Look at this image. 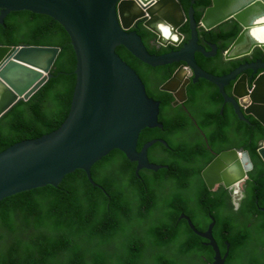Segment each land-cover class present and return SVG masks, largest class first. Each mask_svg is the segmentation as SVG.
<instances>
[{
  "label": "trees",
  "instance_id": "trees-1",
  "mask_svg": "<svg viewBox=\"0 0 264 264\" xmlns=\"http://www.w3.org/2000/svg\"><path fill=\"white\" fill-rule=\"evenodd\" d=\"M192 1L180 0L186 13L194 8L199 44L207 51L211 44L218 48L212 57L196 53L204 70L222 76L243 63L264 60L260 49L226 60L224 53L242 27L230 19L205 30L200 21L211 0ZM132 30L154 55L179 50L191 35L188 21L180 29L184 41L178 47L158 45L157 36L142 22ZM22 45L60 51L52 78L0 120V153L59 129L75 88V53L58 22L26 10L11 12L0 24V46ZM115 51L139 74L149 97L160 102L163 127L144 129L138 152L158 141L148 157L162 167L137 171L136 162L114 150L90 169L99 187L84 171L75 170L55 187L45 185L1 200L0 264H213V248L182 214L200 232L215 220L214 238L222 255L228 252L225 264H264V161L258 154L264 126L252 116L250 122L241 120L218 87L205 79L192 81L188 99L175 106L174 95L161 86L183 63L152 67L122 46ZM232 86L225 88L228 94ZM234 148L248 151L254 163L242 184L238 208L232 190L222 185L209 190L201 174L214 157Z\"/></svg>",
  "mask_w": 264,
  "mask_h": 264
},
{
  "label": "water",
  "instance_id": "water-1",
  "mask_svg": "<svg viewBox=\"0 0 264 264\" xmlns=\"http://www.w3.org/2000/svg\"><path fill=\"white\" fill-rule=\"evenodd\" d=\"M23 10L49 16L66 30L76 57V83L68 116L59 129L0 153V201L45 185L55 187L75 170L84 171L99 187L90 169L114 150L136 162L137 171L162 167L148 157L158 141L145 144L138 152L144 129L163 127L158 121L160 102L149 97L139 74L116 53L118 46L152 67L183 63L161 86L174 95L175 106L188 99L187 86L192 81L205 79L218 87L224 103L231 104L241 120L248 122L250 115L264 126V60L243 63L222 76L204 70L196 53L212 57L218 48L211 44L207 51L199 44L193 6L186 13L180 0H0V24L11 12ZM230 19L242 30L225 51V59L249 56L256 49L264 53V0H211L200 26L211 30ZM187 21L189 41L163 55L151 54L142 37L132 30L142 22L157 36L158 45L178 47L184 41L180 29ZM59 51L53 46H0V120L52 78ZM232 83L228 94L225 88ZM258 154L264 161V143ZM253 166L248 151L234 148L214 157L201 174L209 190L222 185L243 197L239 185ZM181 218L208 240L215 252L213 264H225L228 252L223 256L214 238L215 220L200 232L186 215Z\"/></svg>",
  "mask_w": 264,
  "mask_h": 264
},
{
  "label": "clouds",
  "instance_id": "clouds-1",
  "mask_svg": "<svg viewBox=\"0 0 264 264\" xmlns=\"http://www.w3.org/2000/svg\"><path fill=\"white\" fill-rule=\"evenodd\" d=\"M248 116H250V115H248ZM248 116H247V117H248ZM263 143H264V141L261 143V145H262ZM260 147H261V146H260ZM242 184H243V182L239 185L240 188H241V191H243V190H242ZM232 191H233V193H234V194H233V197H234V203H235V205H236V201L240 202V200H241L243 197H239V198H238V196L241 195V194L238 193L235 189H233ZM243 193H244V192H243ZM236 195H237V196H236Z\"/></svg>",
  "mask_w": 264,
  "mask_h": 264
},
{
  "label": "bare ground",
  "instance_id": "bare-ground-1",
  "mask_svg": "<svg viewBox=\"0 0 264 264\" xmlns=\"http://www.w3.org/2000/svg\"><path fill=\"white\" fill-rule=\"evenodd\" d=\"M164 32H165L166 35H169V32H168L167 29H164Z\"/></svg>",
  "mask_w": 264,
  "mask_h": 264
},
{
  "label": "flooded vegetation",
  "instance_id": "flooded-vegetation-1",
  "mask_svg": "<svg viewBox=\"0 0 264 264\" xmlns=\"http://www.w3.org/2000/svg\"><path fill=\"white\" fill-rule=\"evenodd\" d=\"M249 121L248 122H250V117H246ZM243 186V185H242ZM242 190H243V187H242ZM237 196V195H236ZM240 197V195L238 196V198Z\"/></svg>",
  "mask_w": 264,
  "mask_h": 264
}]
</instances>
